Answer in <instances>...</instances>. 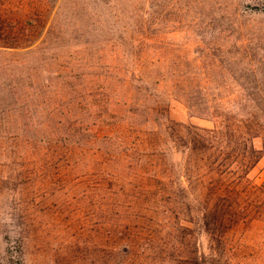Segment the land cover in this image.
Masks as SVG:
<instances>
[{"label": "rangeland", "instance_id": "rangeland-1", "mask_svg": "<svg viewBox=\"0 0 264 264\" xmlns=\"http://www.w3.org/2000/svg\"><path fill=\"white\" fill-rule=\"evenodd\" d=\"M0 264H264V0H0Z\"/></svg>", "mask_w": 264, "mask_h": 264}]
</instances>
